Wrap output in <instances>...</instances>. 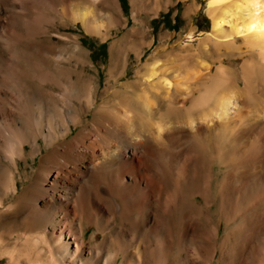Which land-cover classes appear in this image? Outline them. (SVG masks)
<instances>
[{"label":"rangeland","instance_id":"rangeland-1","mask_svg":"<svg viewBox=\"0 0 264 264\" xmlns=\"http://www.w3.org/2000/svg\"><path fill=\"white\" fill-rule=\"evenodd\" d=\"M42 1L48 5L50 2V6L42 2L37 9L24 13L12 7L2 11L0 63L8 64L5 60L13 55L28 74L20 78V82L29 86L35 123L38 119L42 121L40 108L46 110L45 123L48 116H52L54 122L59 120L61 111L66 108L67 91L73 98L70 115L77 125L71 127L66 140L52 137L49 144H44L38 137V147L26 144L23 152L31 155L18 159L16 165L4 158L5 139L0 135V264H66L69 260L57 239L64 230L55 223L60 220L59 213L49 202L32 199L29 194L25 197L27 193L37 192L41 185L42 189L48 188L55 179L54 173L46 174L49 162L57 156L63 157L68 142L74 140L77 149L86 155L84 164L90 168L83 182L66 193L71 204L77 199L76 211L83 229V250L75 264H93L94 259L88 258V254L96 249L101 253L99 264H104L109 254L118 257L117 264L124 255L127 264H264L263 120L255 124L251 113L248 118L245 113L241 114L238 120L242 121L235 119L234 126L231 125L232 129L236 123L241 127L230 131L239 130L237 134L233 132V137L230 132L222 137L218 130H209L201 136L184 133L183 138L174 137L162 148H155L146 161H142L140 154L133 155L129 161L134 173H122V177L113 175L115 167L98 166L101 156L121 145L110 133L111 111L120 98L115 92L130 85V96L134 98L137 88L161 83L163 79L171 82V93L186 85L189 89L199 86L204 89L215 80L220 82L216 70L221 66L233 74L229 82L241 89L244 85L242 66L252 61L253 56L240 37L229 40L238 50L229 52L218 48L223 43H217L210 36L208 0H123V3L103 0L97 16L104 39L87 34L80 24L62 20L58 14L61 3ZM12 2L13 7L18 5ZM37 11L42 19H47L39 26L42 31L39 29L38 34L33 32L34 24H30L40 18ZM24 28L31 30L27 32ZM6 35L11 40L5 38ZM3 38L14 40L15 46L8 40L5 43ZM62 38L78 43L83 58L76 56ZM154 61H158L157 70L154 77L146 81L149 66ZM200 64L206 68L201 69ZM194 68L199 69L191 74L196 71ZM187 70L193 78L187 80V76L185 80L189 83L186 81V84L182 82ZM249 84L252 93L258 96L259 80L253 79ZM0 92L9 101L10 106L5 105L8 113L26 98L11 85L1 87ZM155 93L159 112H155L154 117H158L166 112L167 102L165 93ZM24 120L23 116L18 119L26 128V137L32 140L37 136L35 129L24 124ZM249 121H254L251 122L253 127ZM246 125L253 129L249 130ZM213 147L221 149L218 150L220 155H230L221 157L225 163L216 160L218 152L216 148V152L212 150ZM35 148L39 151L35 152ZM90 151L94 152L95 163L88 154ZM41 175L43 178L46 175V180L43 181ZM10 178L14 181V190ZM128 184L132 187L130 192L141 189L153 202L147 216L137 211L118 212L116 195ZM72 208H69L71 213ZM69 242L73 250L74 241Z\"/></svg>","mask_w":264,"mask_h":264},{"label":"bare ground","instance_id":"bare-ground-1","mask_svg":"<svg viewBox=\"0 0 264 264\" xmlns=\"http://www.w3.org/2000/svg\"><path fill=\"white\" fill-rule=\"evenodd\" d=\"M12 1L13 0H0V14L7 7L16 8V10H18L19 12L22 11V13H24L23 11L31 10L32 8L37 9L38 6L40 7V5L43 2L42 0H14L15 2L18 3V5H14L13 7V4H11L13 3ZM55 1L61 3L62 9L60 10V12L58 11L59 12L58 14L62 18V20H64L66 23L80 24L83 30L87 34L98 36L103 39L106 38L104 33L101 31L102 25L100 24L99 18L97 16L98 14L97 9L101 5H103L104 3L103 0H55ZM43 3H46L44 5H48L46 1ZM48 6H50V2ZM38 11L37 14L40 16V18L38 17L39 19L37 21L35 19L36 24L35 22L30 23L31 26L32 24H34L33 32L37 34L39 33V29L40 31H42L41 28H39V26L44 22L46 23L47 21V19H45L44 16H43L44 19H42V16ZM206 11L211 20L210 36L214 40H217V43L218 41L220 43L221 42L223 43V45L221 46L219 45L218 48H223L224 51H229V52L238 50L229 43V40L234 37H240L246 50H248V52L253 56L252 61L251 60H249V62L244 61V63L246 62V64L242 66L241 73H242V79L244 80V85L242 86V88L240 89L239 85L237 86L234 83H230L231 81L229 82V78L233 76V74L229 72V69L224 68L222 66L217 68L216 70V74L220 82L218 81L215 82L216 81L215 80L214 83L211 84V86H209V84L205 85L204 89H201L200 88L201 86H199L194 89L190 88L191 89L190 90L188 87L189 85L188 86L186 85L185 87L184 86L178 87L173 91V93H171V87H172L171 82L168 79H163L161 83L158 84L154 83L152 85L149 84V87L137 88L138 92L136 91L135 93L136 96L132 98V96H130L131 93L129 91L131 86L125 85L123 90L115 92L116 93L115 95L120 96V98L117 101L114 110L112 109L111 111L112 114L111 119L113 121H110L109 123L111 126L110 133H112V135L116 139H118L121 145L118 144L119 147L109 149L108 153L105 156L104 155L101 156L102 157L101 164L98 165L100 168L115 167L114 174L113 173L112 174L116 176L120 175L122 177L123 175H127L126 174L127 172H130L131 174L134 173V170L131 167L129 161L133 155L140 154L141 159L143 161L147 158V156L151 152L153 153V150L155 148L157 149L158 146L159 147L161 146L162 148L165 143H167L170 139L172 140V138L174 137L183 138L182 136L184 133H189L194 136H201L203 133L209 130L210 131L218 130L220 136L222 137L226 136V134L229 133L234 128L237 129L236 128L238 126L237 123H236V127H234L233 129L231 127L234 126L233 123L235 119L237 120L240 119V116L243 113H245L246 118H248L247 115L251 113L252 116L250 115L249 116L251 117V119L252 118L256 119L255 124H257L258 121L260 122V120L264 121V0H208ZM0 24H2L1 19H0ZM30 30L29 28L25 29V31L27 32H30ZM7 35L5 38L8 37ZM4 36L5 35H3V37ZM8 38H10L9 40H11V37ZM1 40L2 39H0V41ZM7 40L6 39L4 40L5 43ZM16 40L19 41L18 38ZM13 41L11 42L9 41L10 43L9 42L7 43L9 44L14 43ZM62 42L66 46L71 48L76 56H79L80 59L83 58L84 53L77 45L78 43L75 44L69 38H62ZM12 46L9 47L7 45V47L9 48H12ZM203 49H205V45L203 46ZM12 51L13 50H11V52ZM251 55H250V59H252ZM5 61L6 62L8 61V64L0 63V88L5 86L8 87V85L9 86L11 85V87L13 86L20 94L24 93L26 96L25 99L23 98L24 100L22 99V102L20 101L21 103L17 104L15 107H12L14 111H11L7 107L10 112L8 113L5 105H8L9 101L6 96L0 95V135H2V137L5 139V146H4L5 148L3 151V156L11 164L16 165L18 159H26L28 156L31 155V154L26 155L23 152L24 146L26 144L29 145L30 147H38L37 146L38 137L42 138L44 144H49L50 139L52 137L56 138L60 136L62 139L66 140V136L70 132L71 127L76 126L77 121L71 118L70 115V113L72 112L71 100H73V98H71V95L67 91H65V94H67L69 98L67 97V100L65 101L66 108L65 111L64 110L61 111V117H58L59 120L54 122L53 121L54 119L52 120V116H48L45 123L43 121L44 120L43 115L47 113L46 110H44V108L42 110L40 108L39 109L40 117L42 121L38 119V121H36L35 123V121H33V115H32L33 106L31 101H33V98L30 97V94L28 92L29 86L26 85L23 86L20 82V78L28 77V74L24 71V69H22L16 63L18 59L16 60V58L13 55H10L8 57V60ZM78 62H80L81 64L83 63L80 60H78ZM199 66L201 67V69L206 68L204 64H200ZM157 67H158V61H154L149 66L148 74H147L149 75V77L146 79V81L154 77ZM194 69H196V71H192L191 74L197 72V69L199 68H194ZM185 73L187 75L184 76V78L183 76L181 77L184 80L185 78H187V76H189L190 71L187 70L185 71ZM32 78H34V76H32ZM176 78L177 80H179L178 77ZM189 78H193V77H191L190 75L187 78V80ZM183 79L182 80L180 79V81L182 82ZM253 79L254 81L255 79H258L260 82L261 91L258 96H255V94L252 93L251 90L252 86H250L251 84H249V82L252 81ZM187 80H185L182 83H185ZM181 82H177V84ZM225 82H229L230 85L229 83L227 84ZM149 88L150 90H148ZM156 88L157 90H155ZM155 92H161L163 94L165 93L164 99L167 102L166 112L163 115H161L160 113L161 116L159 115L158 117L156 116L154 117L155 112L156 113L159 112L158 110L156 111V107L158 105L156 99L158 95ZM193 93H197L198 95L193 96ZM76 98H78V96ZM187 102L190 104L189 106L185 105ZM21 116H23L25 119L24 124L28 123L32 125L35 129L37 136L32 140L26 137L25 134L26 128L23 124H21L18 121V119ZM251 122L254 121H249L251 125L254 124ZM28 126L29 125H27V127ZM251 127H253V125ZM238 128L241 127L238 126ZM250 128L248 129L249 130L253 129ZM237 131L239 130H236L235 132L234 131L230 132V135L233 132L237 134ZM234 133L232 134V137ZM227 141L229 140L227 139ZM75 143H77L76 140L69 141L66 147V153L63 155V157L56 155L57 159L54 158L53 161L49 162V166L47 167L46 174L54 173L55 179L52 181L51 184H49L48 188L42 189L41 188L42 185H41L40 189L37 187L38 188L37 192L32 191L31 194L27 193L25 197L27 198L29 194V196L32 199L39 198L43 200L44 203L49 202L50 205H52L53 209L57 211L61 216L60 220H57L55 223L56 225H59L64 229L63 232H61L58 235L57 239L60 240L61 244L63 245L64 253H65L64 255H67L69 257V260H67L66 264H75L77 256L80 255V253L83 250V243H84V240L82 238L83 236L82 224L78 220L79 217L77 216L78 211H76L78 208L77 199L75 198L76 202L73 201L71 204V199L66 196V193L74 190L75 187L82 181V179L84 177L86 178V174L89 173V169H90L89 166H86V164H84V160L86 158L85 153L79 151L77 149V146H75ZM161 148H159V150ZM214 148L216 147H213L212 150ZM221 148L225 149V147L224 148L221 147ZM216 149H214V151L216 150L218 152L215 153V155H218V157H216V160L221 161L223 163L225 159L222 160L221 157H224L225 153L223 154L222 151L221 152L223 154L222 156V154L220 155L219 152L221 149L220 150L218 148ZM34 151L35 152L39 151V148H35ZM88 154L93 159L92 163H95L96 161L94 162V160L96 158L95 159L93 158L94 152L90 151ZM235 154L236 153H233V155ZM225 155L227 156V154ZM229 156L230 155H228L227 157L229 158ZM231 157L230 159H232ZM230 159L227 160L229 161ZM90 172L92 173V171ZM45 178H43V181L46 180ZM10 179L12 180L11 189L14 190V185H15L14 181L12 178ZM36 184L37 183L34 184V187ZM30 188L31 190H33L32 187ZM131 188L132 187L130 184L123 185L121 187V190L119 191V194L116 195L115 205L117 206L118 212L120 214H124V213L130 214L129 212L133 213L134 211H137L143 214V217L147 216L146 215L147 210L151 208L150 206L152 205L151 203L153 202H151V199L145 195V191L141 189H136L135 192H130ZM28 191H30V189ZM30 201H32L33 204V200ZM169 204H171V201H169ZM72 206L74 207L72 208L74 210L73 213H71L69 210V208H71ZM126 215L127 214H125V216ZM70 240L74 241L73 250L70 249L69 246ZM124 254L125 251H123V255ZM88 255H89L88 258L94 259L93 264H99L101 257L100 256L101 253L99 250L97 249L95 251L93 250ZM117 259H118L117 256H113L109 254L104 264H117ZM35 264H41V262H37ZM119 264H127L125 255L123 256L122 262Z\"/></svg>","mask_w":264,"mask_h":264},{"label":"trees","instance_id":"trees-1","mask_svg":"<svg viewBox=\"0 0 264 264\" xmlns=\"http://www.w3.org/2000/svg\"><path fill=\"white\" fill-rule=\"evenodd\" d=\"M120 2H122V3H123V0H120ZM103 45H104V44L100 45V47H101V46H103Z\"/></svg>","mask_w":264,"mask_h":264}]
</instances>
